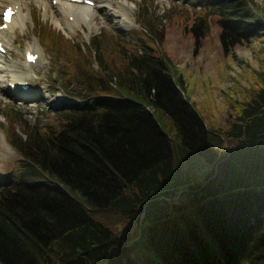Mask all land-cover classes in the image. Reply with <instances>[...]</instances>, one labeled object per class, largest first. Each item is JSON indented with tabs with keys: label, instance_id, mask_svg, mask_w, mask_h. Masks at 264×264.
<instances>
[{
	"label": "trees",
	"instance_id": "1",
	"mask_svg": "<svg viewBox=\"0 0 264 264\" xmlns=\"http://www.w3.org/2000/svg\"><path fill=\"white\" fill-rule=\"evenodd\" d=\"M201 1L196 39L210 19L224 50L264 35L251 0ZM96 37L77 44L97 64L76 65L79 101L22 123L26 137L18 110L5 118L21 159L0 175V264H264V65L221 126L152 34L113 56ZM129 222L130 245L116 231Z\"/></svg>",
	"mask_w": 264,
	"mask_h": 264
},
{
	"label": "rangeland",
	"instance_id": "2",
	"mask_svg": "<svg viewBox=\"0 0 264 264\" xmlns=\"http://www.w3.org/2000/svg\"><path fill=\"white\" fill-rule=\"evenodd\" d=\"M50 1L26 0L31 17L27 25L16 28L1 58L4 67L0 71V175L14 177L21 159L20 153L6 139V116L10 119L14 110L20 112L21 119L16 120L15 125L26 137L22 123L41 127L54 119L51 113L54 109L79 101L70 97L67 85L74 71L80 72L76 65L97 67L95 62L90 64L93 58L88 50L95 36L96 41L105 46L103 51L112 55L113 46H123L125 50L130 47L129 40L134 42L140 36L147 38L152 34L153 37L148 38L150 42L158 39L164 52L187 77L191 98L197 107L201 111L210 109L214 115L211 120L221 126L230 123L233 103L244 99V90L254 82L253 71L264 65V35L224 50L220 26L210 19L208 33L200 39L194 37L191 31L194 18L206 11L201 0H112L113 5L94 7L95 17L80 20L73 31L53 20ZM251 1L254 19L264 20V0ZM149 21L152 26L147 24ZM152 27L158 28L159 33H151ZM46 29L53 32V40L47 38ZM35 42L43 60L38 66L30 67L25 63V54ZM77 44L89 53L77 55ZM24 82L34 87L27 92L19 88L12 90V84ZM18 91L27 96L18 98ZM208 170L206 167L201 175ZM136 228V222H129L119 225L116 231L122 242L130 245L129 234Z\"/></svg>",
	"mask_w": 264,
	"mask_h": 264
},
{
	"label": "bare ground",
	"instance_id": "3",
	"mask_svg": "<svg viewBox=\"0 0 264 264\" xmlns=\"http://www.w3.org/2000/svg\"><path fill=\"white\" fill-rule=\"evenodd\" d=\"M94 2V5H89L84 2L75 3L65 0H51L50 7L53 11L52 18L57 24L66 30L73 31L76 29L80 20H88L89 16L95 17V10L93 9L94 7L100 9L105 5H113L112 0H95ZM10 5L14 7L15 13L12 16L11 22L7 24V27L0 29V36L6 45L8 44V41L11 40L10 37L16 33V28L20 25H27V20L31 17V10L29 9L26 0H0L1 11ZM71 16L73 19H70ZM3 22L4 21L1 19L0 25H2ZM38 47V43L35 42L32 47L28 48L26 54L28 51L37 52ZM2 57L3 54H0V71L4 67V64H2ZM42 60V57L39 55L35 65L38 66ZM25 63L31 67L34 66V63L29 61H25ZM17 96L18 98H21L19 93H17Z\"/></svg>",
	"mask_w": 264,
	"mask_h": 264
},
{
	"label": "water",
	"instance_id": "4",
	"mask_svg": "<svg viewBox=\"0 0 264 264\" xmlns=\"http://www.w3.org/2000/svg\"><path fill=\"white\" fill-rule=\"evenodd\" d=\"M100 264H106V262L100 263Z\"/></svg>",
	"mask_w": 264,
	"mask_h": 264
}]
</instances>
